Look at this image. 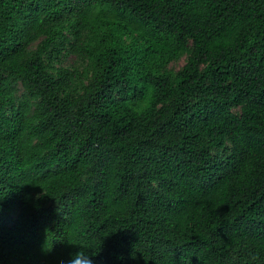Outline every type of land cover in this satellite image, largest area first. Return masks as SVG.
<instances>
[{"label":"trees","instance_id":"obj_1","mask_svg":"<svg viewBox=\"0 0 264 264\" xmlns=\"http://www.w3.org/2000/svg\"><path fill=\"white\" fill-rule=\"evenodd\" d=\"M81 241L264 264V0H0V264Z\"/></svg>","mask_w":264,"mask_h":264},{"label":"clouds","instance_id":"obj_2","mask_svg":"<svg viewBox=\"0 0 264 264\" xmlns=\"http://www.w3.org/2000/svg\"><path fill=\"white\" fill-rule=\"evenodd\" d=\"M79 247L70 253V258L63 264H97L91 257L99 255L101 248L98 250L94 245L86 241H81Z\"/></svg>","mask_w":264,"mask_h":264},{"label":"rangeland","instance_id":"obj_3","mask_svg":"<svg viewBox=\"0 0 264 264\" xmlns=\"http://www.w3.org/2000/svg\"><path fill=\"white\" fill-rule=\"evenodd\" d=\"M76 60V57L74 55H72L66 63H70V62H73ZM185 60H186V56H182L181 58H179L178 60L176 61H173L171 64H170V67H172L174 70H177L178 68H180L184 63H185Z\"/></svg>","mask_w":264,"mask_h":264}]
</instances>
